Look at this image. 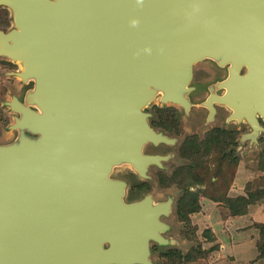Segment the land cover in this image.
<instances>
[{"label":"water","instance_id":"1","mask_svg":"<svg viewBox=\"0 0 264 264\" xmlns=\"http://www.w3.org/2000/svg\"><path fill=\"white\" fill-rule=\"evenodd\" d=\"M13 28L0 56L34 86L7 101L18 140L0 144V264H152L171 201H127L113 176L128 164L142 177L171 142L145 109L155 100L191 106L194 66L229 65L213 100L256 139L264 117V0H0ZM204 102V101H203ZM203 102H196L197 107Z\"/></svg>","mask_w":264,"mask_h":264},{"label":"rangeland","instance_id":"2","mask_svg":"<svg viewBox=\"0 0 264 264\" xmlns=\"http://www.w3.org/2000/svg\"><path fill=\"white\" fill-rule=\"evenodd\" d=\"M13 27L11 11L0 5V30ZM217 63L216 59H205L195 67L197 73L212 79L216 72H227L217 70ZM18 71L17 62L0 56V144L14 143L20 136L10 127L18 114L6 102L14 96L24 100L34 86L33 80L23 82L15 74ZM198 79L196 75L194 82ZM204 81L205 85L210 83ZM217 141L211 153L206 145L198 147L193 172L181 177L174 174L168 181L155 177V165L149 168V178L139 177L128 164L115 167L113 176L128 183L127 201L148 194L157 202L173 201L169 216L163 219L169 223L164 236L175 243L152 241V264H264V150L242 142L247 146L235 156L230 153L234 150L229 152L222 140ZM167 156L176 165L178 154L171 150ZM135 190L140 191L139 197Z\"/></svg>","mask_w":264,"mask_h":264},{"label":"flooded vegetation","instance_id":"3","mask_svg":"<svg viewBox=\"0 0 264 264\" xmlns=\"http://www.w3.org/2000/svg\"><path fill=\"white\" fill-rule=\"evenodd\" d=\"M217 66L219 67L217 70H226L227 72H222V74L216 72L214 73V78L212 79H209L208 75L200 74L199 71L197 73V69L194 66L193 87L192 90L187 94V98L191 103V106L189 107L190 109L188 111L182 105L162 103L160 99L159 101L155 100L151 102L145 109V111L149 113L148 119L151 127L173 140L171 142H161L158 144L150 142L146 146V153L155 155H159L161 153V155L164 157H168L166 160L162 161V165L151 164L148 167V172L152 165L157 167L154 175L158 178V180L168 181L171 180V177L174 174L181 177L186 176L188 172H193L194 168L191 166L194 165V160L196 158L195 155H197L198 147L206 145L209 149V153H211V151L215 150L214 143L217 140V142L222 140L224 149L227 148L229 152L230 150H234L230 153L235 154V156H240L241 151L245 150L247 145L243 146L242 142H247L249 144L253 143L257 149L262 151L264 150V117L260 113L256 114L258 122L261 126L257 129L258 135L256 139L248 137V135L254 131L252 125L246 119L241 121H231L230 116L233 113V110H231V108L226 104L217 102V100H213L212 102L214 108V115L212 117L213 120L210 119V121L206 123L209 120L211 109L205 103L210 96L219 95L226 91V88H221L219 86L220 83L228 79L230 74L229 65L222 66L218 62ZM201 70H207L211 72V69L209 68H202ZM196 75L197 78L200 77V79L197 80V83L194 82ZM204 80H207L210 83L205 85ZM196 102H203L200 106L202 107L201 109H199L200 107H197ZM171 150L178 154L177 161L175 162L176 165H174L172 157L167 156ZM223 155H225V150L223 151ZM171 166L172 170L170 168ZM137 174L142 178L139 173ZM147 177L149 178V176ZM145 185L149 187L148 184ZM146 186H144V188H146ZM144 188L142 191H144ZM136 193L138 194L136 197H139L140 191L135 190V194ZM148 195H145L144 197ZM150 198L152 204L154 205L170 201L168 199L157 202L151 194ZM172 204L173 201L171 200V208ZM169 214H162L160 219L164 221L163 217L169 216ZM164 222L167 223L166 221ZM167 224L169 225V223ZM164 233L165 232H161L163 236ZM168 239L171 240L172 238ZM152 241V244L158 243L155 240ZM168 245L172 244L169 243ZM153 249L151 248V250Z\"/></svg>","mask_w":264,"mask_h":264},{"label":"bare ground","instance_id":"4","mask_svg":"<svg viewBox=\"0 0 264 264\" xmlns=\"http://www.w3.org/2000/svg\"><path fill=\"white\" fill-rule=\"evenodd\" d=\"M17 62V64L19 65V67H20V69L23 71L24 70V65L22 64V62L19 60V61H16ZM222 66H224V65H222ZM227 81V80H226ZM232 110V109H231Z\"/></svg>","mask_w":264,"mask_h":264},{"label":"trees","instance_id":"5","mask_svg":"<svg viewBox=\"0 0 264 264\" xmlns=\"http://www.w3.org/2000/svg\"><path fill=\"white\" fill-rule=\"evenodd\" d=\"M261 250H263L264 251V249L262 248ZM263 253V252H262Z\"/></svg>","mask_w":264,"mask_h":264}]
</instances>
